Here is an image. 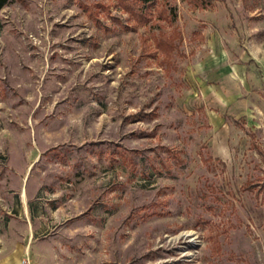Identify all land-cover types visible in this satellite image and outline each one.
Segmentation results:
<instances>
[{"label":"rangeland","instance_id":"1","mask_svg":"<svg viewBox=\"0 0 264 264\" xmlns=\"http://www.w3.org/2000/svg\"><path fill=\"white\" fill-rule=\"evenodd\" d=\"M0 22V264H264V0Z\"/></svg>","mask_w":264,"mask_h":264},{"label":"trees","instance_id":"2","mask_svg":"<svg viewBox=\"0 0 264 264\" xmlns=\"http://www.w3.org/2000/svg\"><path fill=\"white\" fill-rule=\"evenodd\" d=\"M194 1L198 2V0H194ZM9 2H10V0H0V10L3 7H5ZM124 6H126V5H124ZM1 25L2 24L0 22V27H1ZM158 43L161 45V48L164 52H165V50L168 51V49H171V47H172V43L168 39H166L164 36L161 38V40H159Z\"/></svg>","mask_w":264,"mask_h":264},{"label":"crops","instance_id":"3","mask_svg":"<svg viewBox=\"0 0 264 264\" xmlns=\"http://www.w3.org/2000/svg\"><path fill=\"white\" fill-rule=\"evenodd\" d=\"M244 73H245V71H244Z\"/></svg>","mask_w":264,"mask_h":264}]
</instances>
